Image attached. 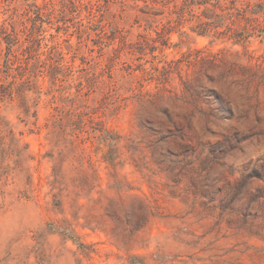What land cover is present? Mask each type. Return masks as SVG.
Here are the masks:
<instances>
[{"label": "rangeland", "instance_id": "374dc122", "mask_svg": "<svg viewBox=\"0 0 264 264\" xmlns=\"http://www.w3.org/2000/svg\"><path fill=\"white\" fill-rule=\"evenodd\" d=\"M0 264H264V0H0Z\"/></svg>", "mask_w": 264, "mask_h": 264}]
</instances>
